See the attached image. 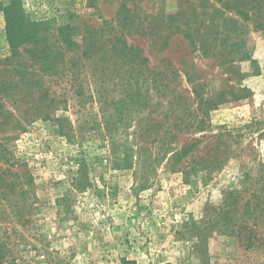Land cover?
Masks as SVG:
<instances>
[{
  "label": "rangeland",
  "instance_id": "rangeland-1",
  "mask_svg": "<svg viewBox=\"0 0 264 264\" xmlns=\"http://www.w3.org/2000/svg\"><path fill=\"white\" fill-rule=\"evenodd\" d=\"M7 12L62 52L73 30L80 62L51 68L34 43L14 57ZM101 33L147 65L118 71ZM193 145L177 168L229 157L186 183L169 159ZM262 163L264 0H0L3 264H264L206 218Z\"/></svg>",
  "mask_w": 264,
  "mask_h": 264
},
{
  "label": "trees",
  "instance_id": "trees-1",
  "mask_svg": "<svg viewBox=\"0 0 264 264\" xmlns=\"http://www.w3.org/2000/svg\"><path fill=\"white\" fill-rule=\"evenodd\" d=\"M14 15L16 17H13V14H9V12H7L6 18L8 24V41L12 47V50L14 51V57L19 54L17 45H21L23 43H34L36 46L41 47L40 50H42V54H49L45 57V62L50 60L52 62L50 65L51 68L56 65L57 57L59 56H62V59L64 60L63 62L65 64L64 70L66 69L67 72H69L71 68H75L76 64L80 62L81 58L79 56L78 58L71 57L65 62L67 54L66 51L73 54L75 49L73 47L78 46L73 30L67 32L64 39H60L66 46L65 52H62L61 49L55 44L49 43L48 39L42 41L37 39L36 31L34 29L36 23L34 22H29L30 24H28L27 33L24 34L25 30H19L17 32L15 29L20 27L18 21L22 20L23 17H21L19 14ZM22 25L23 24H21L20 29H22ZM17 35L19 37L18 40ZM104 36V33H101V35L98 36L95 42L97 45L95 47V51H98L99 53L104 48L106 49V46L108 45L107 43L109 42L110 52L113 54L115 53L114 58L118 71L122 70L123 68H132L135 64H139V66L147 65V58H143L139 60V62L135 63V58L139 57L136 52H141L139 48L128 45L126 40L122 41L117 36H114L113 40H109L108 38L104 39ZM16 43L17 45H15ZM86 45H90L92 47L91 41ZM107 53L104 55V58H102L103 62H106L107 56H109ZM83 55L88 54L87 52H84ZM52 56H55V58L50 59ZM69 65H71V67H69ZM146 69L148 70V66H146ZM62 73H58L59 78L69 77V74H64L65 72L63 74ZM132 77L133 70H128L126 73L120 76V78L124 80L126 84L131 82ZM193 92L196 94V96H199V93L195 91ZM194 147H196V145L185 146L180 151L174 152L169 159L170 164L174 166L175 170L173 171L176 173H182L185 177L186 183L189 181V178L192 176H197L200 172H206L207 175H211L213 172L212 168H221L222 162L229 157V154L226 151H219V149L213 147L214 153L208 151L204 156H199L195 157V159H192L189 165H184L181 168H177L178 165L183 162L184 158L192 152ZM126 163L127 165H130L129 160H126ZM191 164H196V166L193 167ZM211 211L212 213L209 214ZM207 215H212L208 220L209 224H212L213 227H217L223 222V226L219 231H222V233H225L228 236L236 237L238 242L246 249H252L254 247L264 248V163L259 165L256 172L245 173L239 188H231L223 191V199L221 204L218 206L210 205L207 208L206 218H208ZM3 247L4 244L0 243V264L4 263L5 255L2 251ZM122 264L137 263L131 260H123Z\"/></svg>",
  "mask_w": 264,
  "mask_h": 264
}]
</instances>
